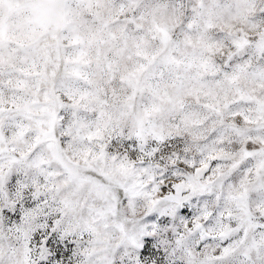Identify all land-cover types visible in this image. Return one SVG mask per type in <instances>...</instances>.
<instances>
[{
    "label": "snow or ice",
    "instance_id": "6c2138e0",
    "mask_svg": "<svg viewBox=\"0 0 264 264\" xmlns=\"http://www.w3.org/2000/svg\"><path fill=\"white\" fill-rule=\"evenodd\" d=\"M0 264H264V0H0Z\"/></svg>",
    "mask_w": 264,
    "mask_h": 264
}]
</instances>
